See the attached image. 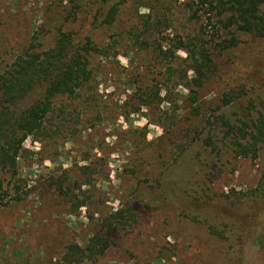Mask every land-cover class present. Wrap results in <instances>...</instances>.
<instances>
[{
	"label": "rangeland",
	"instance_id": "1",
	"mask_svg": "<svg viewBox=\"0 0 264 264\" xmlns=\"http://www.w3.org/2000/svg\"><path fill=\"white\" fill-rule=\"evenodd\" d=\"M203 1L0 0V86L62 35L99 52L81 95L58 99L24 143L18 176L0 171V264H264V137L240 134L264 115V41L243 35L220 50L234 29ZM191 42L212 59L200 89L178 50ZM190 155L209 162L186 165ZM176 168L173 197L163 180ZM139 198L152 210L111 231ZM99 238L108 245L92 256Z\"/></svg>",
	"mask_w": 264,
	"mask_h": 264
},
{
	"label": "trees",
	"instance_id": "2",
	"mask_svg": "<svg viewBox=\"0 0 264 264\" xmlns=\"http://www.w3.org/2000/svg\"><path fill=\"white\" fill-rule=\"evenodd\" d=\"M111 1L103 0V4L107 5ZM203 3L212 8L213 13H217L225 30L234 29L230 39L226 38L218 43L220 50L237 48L240 44L239 36L243 35L264 41V0H206ZM118 13V6H112L106 15V24L114 23ZM181 49L188 54L186 62L198 76V79H194V88H202L203 80L212 70L210 50L198 47L194 42L187 45L181 43L178 50ZM92 52L99 53L90 40L85 46L76 48L67 35H62L54 49L43 54L30 52L20 57L3 76L0 86V171L6 172L12 180L18 176V160L24 143L29 137H35L43 130L45 122L55 113L56 101L61 97L77 98L90 83L92 71L89 69L88 56ZM190 93L194 97L197 96L193 90ZM194 100L196 102V99ZM233 114H225L226 125L231 124L237 116L236 113ZM239 121L242 123L244 120ZM242 124L246 126L247 131L242 128L241 135L246 134V138H250L253 143H259L263 139L264 115H260L252 125ZM229 127V137L232 134L239 136L235 126ZM208 162L204 155L199 156L198 162L194 155H190L188 160L185 159L186 165L190 163L196 167L207 165ZM183 171V168H176L172 173L166 174L167 179L164 177L163 181L169 191L172 190L173 197H176L178 189L183 187ZM186 177H189V173ZM3 190V181L0 179V191ZM3 200L4 197H0V202ZM15 200L19 201L20 198ZM144 202L146 205H143ZM82 207V204H77L75 211ZM151 210L152 203H149V199L139 198L126 209L114 214L113 222L109 221L113 224L111 231L119 230V227H123L127 222H135L139 216H145L147 211ZM97 240L98 243L89 248L92 256L99 254L97 248L101 243L108 245L105 238Z\"/></svg>",
	"mask_w": 264,
	"mask_h": 264
}]
</instances>
